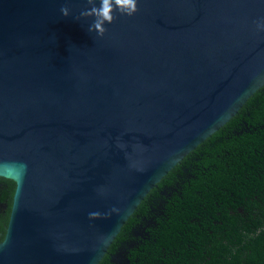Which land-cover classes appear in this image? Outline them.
Segmentation results:
<instances>
[{"label": "water", "instance_id": "water-1", "mask_svg": "<svg viewBox=\"0 0 264 264\" xmlns=\"http://www.w3.org/2000/svg\"><path fill=\"white\" fill-rule=\"evenodd\" d=\"M86 6L0 0V178L16 183L0 264H100L149 193L264 87V0H139L104 38L76 20ZM117 137L134 159L132 144L147 149L144 172ZM112 206L120 216L89 220Z\"/></svg>", "mask_w": 264, "mask_h": 264}, {"label": "trees", "instance_id": "trees-1", "mask_svg": "<svg viewBox=\"0 0 264 264\" xmlns=\"http://www.w3.org/2000/svg\"><path fill=\"white\" fill-rule=\"evenodd\" d=\"M15 191L0 178V244ZM120 250L127 264H264V87L149 193L100 264Z\"/></svg>", "mask_w": 264, "mask_h": 264}, {"label": "clouds", "instance_id": "clouds-1", "mask_svg": "<svg viewBox=\"0 0 264 264\" xmlns=\"http://www.w3.org/2000/svg\"><path fill=\"white\" fill-rule=\"evenodd\" d=\"M86 7L82 8L79 15L76 17L77 21L85 20L91 21L88 26V32L95 33L98 37L104 38L108 33L106 25L115 23L117 19V13L119 16H126L128 18L135 17L139 11V0H85ZM60 13L63 17L68 18L72 16V9L65 4L60 8ZM254 32L256 34H264V16L258 18L254 22ZM260 82H264V79H260ZM116 147L125 152L126 158L129 160V169L137 172H144L143 166L145 160L143 154L147 149L140 143L132 144V151L142 159H134L133 156L127 152L129 145L122 141L121 137L116 138ZM20 170L21 177L27 172V164L19 163L17 165ZM109 192L108 188L100 187L97 189V194L105 196ZM115 214L120 216L121 209L116 206H112L107 212L101 213L99 211H92L88 213L90 221L98 219H110ZM106 242V241H105Z\"/></svg>", "mask_w": 264, "mask_h": 264}, {"label": "flooded vegetation", "instance_id": "flooded-vegetation-1", "mask_svg": "<svg viewBox=\"0 0 264 264\" xmlns=\"http://www.w3.org/2000/svg\"><path fill=\"white\" fill-rule=\"evenodd\" d=\"M134 234H135V231L132 232L131 236L134 235ZM112 246H113V245H112ZM109 251H110V249H109ZM108 253H109V252H108ZM117 253H118V252H117ZM107 255H108V254H107ZM109 256H110V258H111V264H115V263L113 262L112 259H113V257L116 256V255H113V256H112L111 254H109ZM118 263H121V261H118Z\"/></svg>", "mask_w": 264, "mask_h": 264}, {"label": "rangeland", "instance_id": "rangeland-1", "mask_svg": "<svg viewBox=\"0 0 264 264\" xmlns=\"http://www.w3.org/2000/svg\"><path fill=\"white\" fill-rule=\"evenodd\" d=\"M119 259L123 261V257H122V256H121V257H119Z\"/></svg>", "mask_w": 264, "mask_h": 264}]
</instances>
